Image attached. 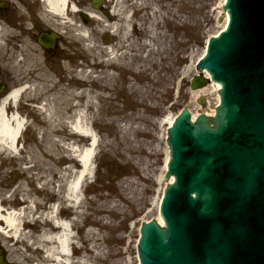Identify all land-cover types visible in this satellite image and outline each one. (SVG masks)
<instances>
[{
    "label": "rangeland",
    "instance_id": "obj_1",
    "mask_svg": "<svg viewBox=\"0 0 264 264\" xmlns=\"http://www.w3.org/2000/svg\"><path fill=\"white\" fill-rule=\"evenodd\" d=\"M109 2L115 4L116 0ZM125 2L122 5L124 15L134 14L133 22L130 21L133 30L126 32L124 29L127 20L118 29L113 27L115 32L111 33L115 35H110L111 25H115L119 17L115 10L118 2L113 16L92 18L87 25L92 30L90 40L93 43L87 48L82 47L80 41L74 43L69 64L75 69L69 68L67 73L61 70L63 76L53 80L58 99L48 100L53 104L52 110L47 114L34 109L40 97L31 95L23 99L20 109L25 107L22 115L27 117L29 125L23 134L25 148H21L20 156L0 150L7 171H12V182L5 180V187L9 190L16 186L15 195L24 191L28 193L27 198L36 201L38 209L32 208L31 215L37 222L28 226V233L32 231L35 236L43 227L47 228L38 215L49 210V200L51 203L58 200L63 206L61 215L70 216L76 231L79 230L75 240L83 244V253L90 264L139 263L140 225L157 218L159 199L166 185L169 120L183 108L195 114L212 113L218 104L212 86L208 85L207 93L194 96L190 82L198 74L196 62L203 55L208 37L223 27V0ZM106 39H115L116 43L118 39L123 46L117 49L118 64L106 59L103 47L109 43ZM18 59L23 65L22 57L11 62H20ZM31 59L29 52V61ZM87 60L96 74L90 77V96L82 91L87 83L83 84L80 79L81 70L89 66ZM4 61L8 62L7 58ZM12 71L9 73L14 80L20 70H14V75ZM65 77L70 84L63 82ZM64 90L70 92L75 108L64 104L69 99ZM26 102L30 107L25 106ZM84 106L87 121L99 142L93 147L92 165L95 166L85 183L83 202L71 207L62 197L63 184L71 175L69 166L76 160L67 145L75 141L76 145L83 146L88 140L73 137L65 121L77 123L79 111L84 110ZM21 159L27 162L26 169L22 168ZM0 197L5 200L4 195ZM23 237L20 238L22 242L10 243L9 259L15 264H47L42 251L31 256L25 254L26 239Z\"/></svg>",
    "mask_w": 264,
    "mask_h": 264
},
{
    "label": "water",
    "instance_id": "obj_2",
    "mask_svg": "<svg viewBox=\"0 0 264 264\" xmlns=\"http://www.w3.org/2000/svg\"><path fill=\"white\" fill-rule=\"evenodd\" d=\"M225 9L230 23L198 64L222 85L221 105L196 122L184 110L169 128L175 182L165 226L141 228V264H264V0Z\"/></svg>",
    "mask_w": 264,
    "mask_h": 264
},
{
    "label": "bare ground",
    "instance_id": "obj_3",
    "mask_svg": "<svg viewBox=\"0 0 264 264\" xmlns=\"http://www.w3.org/2000/svg\"><path fill=\"white\" fill-rule=\"evenodd\" d=\"M45 5L49 9L51 14L64 17L65 16V8L67 4V0H45ZM125 0H119L118 1V9L115 8L117 14L121 16V19L123 21H126V18L124 16L123 12V6L121 3H124ZM225 0H223V3ZM102 4V5H101ZM103 0H99V2L96 3V7H101L105 5ZM126 2L124 3V5ZM89 6H92L91 0H89ZM125 10V9H124ZM224 13V22H223V28L226 25L228 14L227 12ZM94 18L101 19V16L98 14H92ZM59 17V18H60ZM65 18V17H64ZM104 19V18H102ZM117 27V23L115 24ZM130 25H126L124 29L126 28V31L130 29ZM113 29V28H112ZM80 34L83 37V42L86 45H91L93 42L91 39L90 32L84 30L82 27L79 29ZM125 35V34H124ZM123 35V36H124ZM97 39V36H95ZM104 51L106 52V55L108 56L107 59L111 60L114 59L116 62L120 60L118 50L114 49V47L105 46ZM205 53V51H204ZM203 53V54H204ZM119 63V62H118ZM84 78L88 77V71L84 70ZM108 77H111L108 76ZM110 79V78H109ZM112 79V78H111ZM212 86L214 89L213 91L219 94L220 85L217 84V82L209 85V87ZM209 87H203L192 89L193 95L197 96L200 93H207V89ZM30 86L27 85H18L16 88L12 89L11 93L5 97L4 100L0 103V150L8 151L11 156H20L21 149L19 146L20 138L23 135L24 131L28 127V120L27 118L21 116L18 111L20 109L19 103L22 97V93L29 91ZM40 88V87H39ZM47 87H42V91H45ZM90 94V93H89ZM217 94V99L219 102V95ZM56 99V98H54ZM58 99V98H57ZM73 99L69 97V99L65 100L64 104L68 107H74V103L72 102ZM91 100H88V106ZM53 104L52 102H44L41 106H39V111L42 113H47L52 110ZM11 110V112L8 113V110ZM86 107L84 106V110L79 111L78 120L77 123L73 122L72 120H66L65 123H68V127L70 132L72 133L73 137H77L79 140H88L86 141V144L83 146L76 145L73 141L71 144L67 145V148L70 151L71 156H75L76 160L73 161L72 165L69 166V171L71 172V175L66 178V181L63 184V199L68 204V206L71 207H77V205L82 204L83 202V189L85 186V183H87V180L92 176V168L91 164L93 162V147L98 145L99 138L98 135L93 131L92 127L87 121V112ZM193 112V111H192ZM213 113V112H212ZM193 115L195 112H193ZM177 116V115H176ZM175 120V116L170 118V126L173 124ZM170 152L168 154V157L166 159L169 160ZM77 167L80 168L77 170ZM76 169V170H75ZM173 180L170 179V182ZM169 184V183H167ZM166 184V186H167ZM61 193V192H60ZM28 193L25 192L24 195H27ZM163 194V193H162ZM60 195V194H59ZM162 197V195H161ZM160 197V199H161ZM159 199V200H160ZM26 202H28L29 207L25 209H16V210H10V209H3V207L0 204V234L4 236H11L16 238L17 240H20V238L23 236V230H22V223L23 221L28 218L30 220H34V216L31 215V210L36 206V201L32 199H25ZM161 201V200H160ZM159 201V205H160ZM61 202L57 200L53 205L49 206V210L46 211L43 215H38L39 218H41V222L47 227L46 229L40 231L35 236H31V243L32 246H30L29 251L37 248L40 252L44 254L45 262L47 264H90L89 259L86 258V254L83 253L84 249L81 247L83 245L79 241L75 240L76 234L78 236L79 230L76 231L75 223H73L70 216H64L61 217L59 214L60 212V205ZM28 209V210H27ZM38 209V207H36ZM60 216V217H59ZM157 221L163 225V220L160 214L157 216ZM76 232V233H75ZM27 240V239H26ZM14 242L13 240L11 241ZM7 243L5 245H0V264H3V256L2 254H5V249H8L10 247V243ZM138 243V241H137ZM1 244V243H0ZM76 245V246H75ZM3 254V255H4ZM18 260H20L18 257H16ZM7 259V258H6ZM13 262V261H12ZM16 263V262H13ZM44 264V263H41ZM139 264V263H138Z\"/></svg>",
    "mask_w": 264,
    "mask_h": 264
},
{
    "label": "flooded vegetation",
    "instance_id": "obj_4",
    "mask_svg": "<svg viewBox=\"0 0 264 264\" xmlns=\"http://www.w3.org/2000/svg\"><path fill=\"white\" fill-rule=\"evenodd\" d=\"M0 19L3 27L11 36H19V38H9L8 51H17L18 46H22L24 41L32 46H40V38L45 33L59 32L50 21L52 16L48 13V9L42 0H0ZM60 41L57 42L52 52L54 57L60 52ZM12 49V50H11ZM6 51V54H8ZM0 57V98L11 87V76L6 66L9 61L2 62ZM6 63V65L2 64ZM38 75V74H37ZM36 75V76H37ZM26 81L34 84H44V78L28 77Z\"/></svg>",
    "mask_w": 264,
    "mask_h": 264
}]
</instances>
